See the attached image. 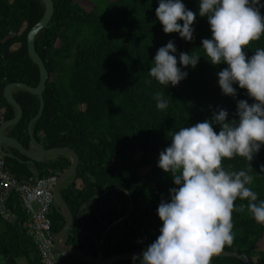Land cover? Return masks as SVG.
<instances>
[{
	"label": "trees",
	"instance_id": "trees-1",
	"mask_svg": "<svg viewBox=\"0 0 264 264\" xmlns=\"http://www.w3.org/2000/svg\"><path fill=\"white\" fill-rule=\"evenodd\" d=\"M54 0L55 10L46 28L36 36V49L49 70L44 91L45 109L33 124V133L46 148L72 147L80 164L72 182H65L62 194L79 218L71 226L64 243L91 257L145 250L160 235L162 221L157 214L161 199L170 198L176 187L170 173L159 166V154L171 144V133L210 120L223 108L229 119L237 118L239 100H254L238 84L234 98L225 95L217 73L226 63L213 65L205 56L202 40L211 38L207 17L199 15L200 0H182L196 13L194 39L179 33H165L156 16L159 0ZM90 2L92 7H88ZM264 4V0H260ZM264 15V8L260 9ZM42 0H0V112L4 120L16 115L5 96L9 83L22 82L36 87L40 70L28 52V33L42 18ZM181 23H183L181 21ZM173 41L178 66L188 73L178 85L167 87L150 77L158 49ZM264 47V35L245 49L249 57ZM181 52L199 54L198 64H179ZM161 91L169 107H156L154 93ZM15 99L24 110L22 119L10 126L11 134L29 148L28 125L40 108L39 96L16 88ZM220 131L219 125H213ZM4 158L5 171L21 182H32L35 168L40 177L60 175L71 164L66 154L50 156L31 164L18 151ZM250 187L264 199V145L255 155ZM249 162L240 156L225 159L227 170L246 169ZM102 194L88 206L83 204ZM14 191L7 205L17 219L8 221L0 214V254L6 264H48L40 246L28 233L30 211ZM236 204H247L237 200ZM131 209V211H130ZM130 212V213H129ZM54 234L66 217L54 203L49 211ZM235 238L225 250L246 254L253 264H264V224H258L245 207L233 213ZM60 264H87L74 258ZM55 261V264H58ZM113 264H133V260ZM139 264V261L136 262ZM211 264H245L238 257L214 256Z\"/></svg>",
	"mask_w": 264,
	"mask_h": 264
},
{
	"label": "clouds",
	"instance_id": "clouds-1",
	"mask_svg": "<svg viewBox=\"0 0 264 264\" xmlns=\"http://www.w3.org/2000/svg\"><path fill=\"white\" fill-rule=\"evenodd\" d=\"M261 8L260 0H200L199 15L207 17L211 27V38L202 40L205 56L213 65L227 64L217 73L223 94L235 98L233 85L238 84L254 102L239 100L237 118L230 120L228 111L220 108L210 120L171 133V144L160 152L158 166L171 174L176 187L158 205L160 235L142 257L133 256V264H211L234 241V212L246 207L258 224H264V199L250 187L255 180L251 161L264 145V47L256 48L251 57L245 52L264 35ZM155 11L165 33L193 41L196 13L182 0H159ZM176 52L170 40L158 49L149 69L150 77L166 87L188 75L178 66ZM200 57L181 52L179 64L194 68ZM154 99L158 109L169 107L163 92L154 93ZM235 156L245 158L248 167L227 170L223 161ZM238 199L247 204L237 205Z\"/></svg>",
	"mask_w": 264,
	"mask_h": 264
},
{
	"label": "water",
	"instance_id": "water-1",
	"mask_svg": "<svg viewBox=\"0 0 264 264\" xmlns=\"http://www.w3.org/2000/svg\"><path fill=\"white\" fill-rule=\"evenodd\" d=\"M45 3V12L42 18L30 29L28 33V52L33 60V62L38 65L40 70V81L39 84L36 87L30 86L26 83L22 82H12L9 83L5 88V96L7 101L12 104L16 109V115L14 118L5 121L1 125V131H0V144L1 146L6 144L12 147H15L19 150L21 154L26 156L29 160V162L33 165L36 163L45 162L50 156H56L60 154H66L71 158V164L70 166L64 170L60 175L58 176V180L56 182L55 188H54V201L55 203L61 207L63 213L66 217V222L63 225V227L54 235V251L56 253V256L59 259H63L68 256H73L78 258L81 261L86 262L87 264H113L117 261H125V260H133V256H141L143 254V251L135 252V253H124V254H117L112 257H106L100 254L98 257L94 258L89 256L85 251L69 246L64 243V238L67 235L68 231L70 230L71 226L75 223V221L79 218L78 215H74L71 207L68 205V203L65 201L63 194H62V186L65 182H72L73 177L76 174L79 164H80V156L79 153L73 149L72 147H57V148H46L40 141H38L33 133V124L35 121H37L43 114L45 109V99H44V91L47 87V82L49 79V70L43 61L42 57L39 55L35 41L36 36L39 33V31L43 28H46L51 21L54 10H55V2L54 0H42ZM16 88H21L24 90L29 91L30 93L39 96L40 99V108L36 116H34L28 125V132L30 135V144L29 148L25 149L23 145L15 138L5 136L3 131L14 125L17 124L23 117L24 110L21 104L15 99L14 96V90ZM2 155L4 157H11L17 159L18 157L10 154L5 153L2 151ZM18 160H20L18 158ZM35 179L34 181H37L40 178L39 170L35 168ZM102 194L92 198L85 204H83L82 208L88 206L92 201H94L96 198L100 197ZM131 211V209H130ZM130 213V212H129ZM218 256H233L238 257L244 261L245 264H253L251 259L242 252L237 251H229L223 249L221 253Z\"/></svg>",
	"mask_w": 264,
	"mask_h": 264
},
{
	"label": "built area",
	"instance_id": "built-area-1",
	"mask_svg": "<svg viewBox=\"0 0 264 264\" xmlns=\"http://www.w3.org/2000/svg\"><path fill=\"white\" fill-rule=\"evenodd\" d=\"M3 111L0 112V125L4 120ZM58 175L40 177L37 181L21 182L15 176L5 171L4 156L0 150V214L8 221L17 219L7 205L8 196L16 191L24 207L31 214V220L25 225L29 235L40 246L48 264H55L59 258L54 251V232L49 211L54 201V188ZM60 264V263H58Z\"/></svg>",
	"mask_w": 264,
	"mask_h": 264
},
{
	"label": "flooded vegetation",
	"instance_id": "flooded-vegetation-1",
	"mask_svg": "<svg viewBox=\"0 0 264 264\" xmlns=\"http://www.w3.org/2000/svg\"><path fill=\"white\" fill-rule=\"evenodd\" d=\"M10 120V119H9ZM8 121V120H7ZM2 125V124H1ZM1 125H0V131H1ZM3 133H4V135L5 136H9V137H13L12 136V134H11V130H10V128L8 127V128H6L4 131H3ZM13 138H15V137H13ZM16 139V138H15ZM18 152H19V150L17 149V148H15ZM0 150H1V153H2V151L3 152H5V153H10V154H13V155H15V156H17L16 155V153H13L12 152V150L10 149V147L8 146V145H6V144H4V145H2L1 146V144H0ZM20 153V152H19ZM21 154V153H20ZM23 155V154H22Z\"/></svg>",
	"mask_w": 264,
	"mask_h": 264
},
{
	"label": "rangeland",
	"instance_id": "rangeland-1",
	"mask_svg": "<svg viewBox=\"0 0 264 264\" xmlns=\"http://www.w3.org/2000/svg\"><path fill=\"white\" fill-rule=\"evenodd\" d=\"M84 1V3H86V1L85 0H83ZM97 2V0H95L93 3H96ZM89 3V5H87L88 7H92L91 5V3L90 2H88ZM264 243V242H263ZM64 260H69L70 259V257H65V258H63ZM0 264H6L5 263V259H4V257H2V255L0 254ZM19 264H29L28 263V261L26 260V259H24V258H22V259H20L19 260Z\"/></svg>",
	"mask_w": 264,
	"mask_h": 264
},
{
	"label": "crops",
	"instance_id": "crops-1",
	"mask_svg": "<svg viewBox=\"0 0 264 264\" xmlns=\"http://www.w3.org/2000/svg\"><path fill=\"white\" fill-rule=\"evenodd\" d=\"M9 146V145H8ZM10 147V149L12 150V152L13 153H15L17 150L15 149V147H12V146H9ZM24 147V146H23ZM25 148V147H24ZM25 149H27V148H25ZM6 158H11V157H6ZM35 179V178H34ZM79 216V215H78ZM68 257H70V259L69 260H66V261H72L75 257H73V256H68Z\"/></svg>",
	"mask_w": 264,
	"mask_h": 264
}]
</instances>
